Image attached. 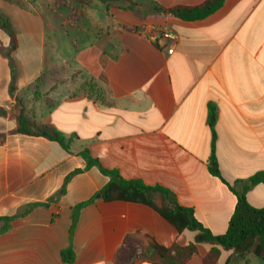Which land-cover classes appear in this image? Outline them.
<instances>
[{"label": "crops", "instance_id": "1", "mask_svg": "<svg viewBox=\"0 0 264 264\" xmlns=\"http://www.w3.org/2000/svg\"><path fill=\"white\" fill-rule=\"evenodd\" d=\"M146 1L170 9L206 0ZM63 2L21 0L22 7L6 6L17 31L15 95L30 119L76 140L69 154L46 139L9 133L15 123L0 117V218L46 204L13 218L5 230L0 223V264H131L144 258L139 233L163 247L193 243L196 233H177L145 206L105 203L98 193L108 178L95 167L84 170L77 155L84 148L126 180L169 190L213 235L225 233L236 198L207 170L211 128L227 183L264 172V0H225L196 21L144 10L136 15L98 0L87 7ZM164 26L177 36L172 53L168 41L158 38ZM60 32L69 48L62 58ZM0 43L9 44L1 30ZM63 66L70 72L64 85L77 89L86 80L98 91L70 96L57 90L51 108L32 100L27 91ZM10 81L0 55L5 110L13 106ZM74 171L80 172L64 193L48 202ZM91 199L73 215L77 205ZM246 200L264 208V185L251 187ZM68 247L71 261L62 256ZM196 249L185 264H203L210 246L201 243ZM230 256L221 249L214 264H264L253 254L240 262H229Z\"/></svg>", "mask_w": 264, "mask_h": 264}, {"label": "trees", "instance_id": "2", "mask_svg": "<svg viewBox=\"0 0 264 264\" xmlns=\"http://www.w3.org/2000/svg\"><path fill=\"white\" fill-rule=\"evenodd\" d=\"M73 2L77 5L89 6L91 0H63ZM99 2L119 6L123 9L139 15L140 10H144L146 15L160 16L163 18H178L184 21H196L206 18L217 11L225 0H206L203 4L194 7L178 6L170 9L158 8L149 4L146 0H98ZM6 4H19L18 0H0ZM0 30L9 38V47L6 52L0 50V55L7 60L11 81L9 85V95L13 99V106L5 110L0 107V117L13 121L14 129L9 133L19 134L28 137L43 138L47 141L58 144L65 152L72 153L71 144L76 140L75 136H65L53 126L48 124H37L30 119L25 112L23 102L15 95L16 65L12 58V52L17 48L16 32L9 18L0 13ZM216 135L211 128L210 155L207 160V170L209 174L218 178L228 190L235 196L236 204L229 219L225 233L213 235L194 215L192 208H185L178 204L175 195L169 190L158 185L148 186L140 180H126L117 170L105 169L101 166L98 159L91 156L87 148L82 149L77 155L84 161L85 168L95 167L99 172L108 178L107 184L99 191L100 198L105 203L124 202L145 206L165 220L174 228L177 233L184 230L196 233L193 243L187 246L173 244L170 247H163L145 234L139 233L138 236L144 249V258L133 261L131 264H138L148 261L153 264H185L191 257L197 254L196 245L205 243L210 246L209 253L203 259V264H214L219 257L220 250L231 252L230 260L244 261L247 255L253 254L264 261V208H253L246 200L247 191L256 185H264V172L257 173L245 181H236L232 184L227 183L220 174L219 165L215 155ZM80 171L69 174L61 183L59 189L48 200L55 201L56 198L64 193L68 180ZM93 199L86 203L77 205L73 215L91 203ZM46 206V204H33L25 208L20 214L13 217H1L0 223L3 230L7 224L18 216H23L34 207ZM63 258L72 259L70 247L62 252Z\"/></svg>", "mask_w": 264, "mask_h": 264}, {"label": "rangeland", "instance_id": "3", "mask_svg": "<svg viewBox=\"0 0 264 264\" xmlns=\"http://www.w3.org/2000/svg\"><path fill=\"white\" fill-rule=\"evenodd\" d=\"M18 1L20 3L16 4V5L6 4L3 2H0V13L6 15L9 18L10 22H11V19L6 13V11H7L6 6L7 5H14L17 7H22L21 0H18ZM61 1H63V0H61ZM64 4H66V7H67V5H71V4L74 5L75 3L64 1L62 3V5H64ZM75 5H77V4H75ZM80 6H82V5H80ZM84 7H87V6H84ZM63 13L67 14V12L65 10L63 11ZM12 26L16 32V40H17L16 28L14 27L13 24H12ZM65 29L67 31L71 30L69 25L65 26ZM60 46H61V51H60L61 58L67 56V53H69V48H68L67 43L65 41V38L62 36L61 32H60ZM8 47H9V44H8L7 48H4L1 46V43H0V50L3 53L7 51ZM17 47H18V43H17ZM16 50H17V48H16ZM15 51H13L11 54L12 58H14V52ZM14 63H16L15 60H14ZM57 70H61V73H59ZM68 70H69V68L67 66H65V67L63 66L61 68H53L51 70L52 74H51L50 80H41V81L39 80V81H37V83L35 85H33V87L30 88V90H28L27 93H29L30 95L32 93V100L40 102L46 108H51V107H53L54 104H56L58 96H55L54 93L57 92V90L59 91V90L65 89L64 91L70 92V96L76 95V94H86V93L89 95H94L95 92L98 91L97 88H95V85L91 84L90 82H88L86 80H81L80 82H78L77 89H74L73 86L71 88L68 85L67 86L64 85L65 82H68V79L70 76V72ZM45 74H47V73H45ZM76 75H77V73L72 74V77H75Z\"/></svg>", "mask_w": 264, "mask_h": 264}, {"label": "built area", "instance_id": "4", "mask_svg": "<svg viewBox=\"0 0 264 264\" xmlns=\"http://www.w3.org/2000/svg\"><path fill=\"white\" fill-rule=\"evenodd\" d=\"M158 38L168 41L169 45L167 46V51L168 53H172L177 41V36L174 34V32L170 28L164 26L160 29ZM152 39L155 41L157 37H152Z\"/></svg>", "mask_w": 264, "mask_h": 264}, {"label": "water", "instance_id": "5", "mask_svg": "<svg viewBox=\"0 0 264 264\" xmlns=\"http://www.w3.org/2000/svg\"><path fill=\"white\" fill-rule=\"evenodd\" d=\"M99 197V196H98Z\"/></svg>", "mask_w": 264, "mask_h": 264}]
</instances>
